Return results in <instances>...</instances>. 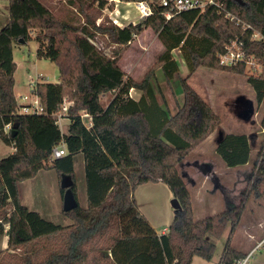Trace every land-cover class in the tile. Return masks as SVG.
I'll use <instances>...</instances> for the list:
<instances>
[{"label": "trees", "instance_id": "trees-1", "mask_svg": "<svg viewBox=\"0 0 264 264\" xmlns=\"http://www.w3.org/2000/svg\"><path fill=\"white\" fill-rule=\"evenodd\" d=\"M7 1V21L0 27V139L13 151L0 158V235L7 236L0 264H191L194 256L209 261L215 243L207 236L218 239L227 226L228 238L217 264H233L245 257L247 252L229 240L241 219L244 200L196 219L184 175L178 170V163L217 126L218 115L187 77H180L181 104L168 113L152 81L158 69L166 81L178 75L174 49H179L189 73L200 66L242 73L243 63L222 66L218 62L226 44L238 40L263 65L259 75L248 77L258 107L264 99V0L241 4L219 0L220 11L209 5L169 20L154 5L151 15L123 27L103 14L104 8L113 9V1L64 0L70 9L65 18L41 0ZM146 28L156 33L162 47L135 79L118 62L122 50ZM33 29L38 31L36 55L55 62L59 82H37L34 93L43 113L24 114L13 92L12 43L26 42ZM254 33L260 38L253 39ZM99 39L104 46L96 44ZM107 47L110 53L105 52ZM131 88L140 91L138 100L129 96ZM108 92L113 96L104 107L100 97ZM65 99L69 105L64 118L70 122L62 134L56 113ZM82 111L90 116V125L80 118ZM258 123L263 137L250 173L255 196L264 187V105ZM7 124L9 129L4 131ZM253 141L245 133L224 134L215 149L227 167H235L248 162ZM61 143L65 154L51 159L52 149ZM77 154L83 158L87 205L61 210L70 224L45 220L20 202L18 183L43 168H53L60 179L68 175L77 200L73 171ZM147 182L166 184L181 205L160 234L140 213L133 195L138 185ZM60 191L63 197L65 188ZM10 249L17 253L8 258Z\"/></svg>", "mask_w": 264, "mask_h": 264}, {"label": "rangeland", "instance_id": "rangeland-1", "mask_svg": "<svg viewBox=\"0 0 264 264\" xmlns=\"http://www.w3.org/2000/svg\"><path fill=\"white\" fill-rule=\"evenodd\" d=\"M41 1L58 17L65 18L66 13H70V9L67 8L64 0ZM146 1L152 5H157L159 0ZM7 5V0H0V27L7 21ZM124 7L123 5L115 7L114 4L111 11L113 15L116 9H120L121 13L124 10L135 12L133 6ZM107 11L109 9L104 8L103 14H107ZM117 18L119 22H122V25L129 22H125L123 18ZM137 18L136 15L134 20ZM100 20L101 17L96 22L98 23ZM37 32L35 29L30 30V38L26 42L14 40L12 43V55L16 63L13 74V92L18 104L21 103V97L27 96L30 98L31 93H34L37 82H59L58 67L55 62L47 57L36 55L39 47V43L35 39ZM96 44L104 46L100 39ZM160 47L161 44L156 33L151 28H147L122 50L118 65L125 71L124 73L127 76L136 79L154 62L157 53L161 50ZM105 52L110 53L109 47L105 48ZM173 57L178 61V75L174 79L166 81L162 71L158 69L152 81V87L159 103H164L170 112L175 111L181 104L180 79L187 77L191 87L209 103L214 113L219 117V123L213 131L178 163V170L185 175L183 177L190 194L194 216L196 219H200L223 210L226 207V199L233 206L243 199L244 208L241 219L235 226L229 240L232 245L240 249H248L250 246L246 244V239L251 233L262 234L264 238V229L262 231L258 227L264 225V187H260L259 194L255 196L253 194L254 190H252L254 177L250 175L257 147L263 137L258 119L264 105V99L258 107H255L254 91L248 82L249 75H259L263 65L256 60V64L245 66V71L242 73L212 70L200 66L194 72L189 73L179 49L173 50ZM112 96V92L101 96V104L105 105ZM246 99H250L254 103L253 114L248 120L241 117L243 110L246 108ZM67 104L65 99V105ZM61 120L59 128L66 132L70 120L68 118H62ZM229 133H245L253 137L252 152L245 164L227 167L216 152V143L224 134ZM10 152L11 147L0 139V158ZM47 163H50V161H47ZM205 163L211 166V171L204 174L202 169ZM73 169L77 202L79 206L86 207V186L81 155L77 154L74 157ZM213 175L217 177L219 186L214 179L206 178ZM203 181L206 182L205 185H202ZM62 186V179L58 177L53 168L40 169L33 177L18 183L20 202L28 209L36 211L45 220L61 226L68 225L71 223L70 219L61 214L63 197L60 189ZM160 186L161 184L147 183L137 186L133 192L140 213L158 234L167 229L174 215V210L170 204L173 197L172 193L167 185L163 184V188H160ZM202 198H204V201ZM229 230L230 227L227 226L218 239L208 235L207 239L215 243L212 258L207 261L199 256H194L191 264H216L227 241ZM6 247L7 236L5 234L0 235V252L5 253ZM11 253H17V251L8 250V258L9 255H16ZM263 259L264 243L259 250H255L248 257V264H254L257 260Z\"/></svg>", "mask_w": 264, "mask_h": 264}, {"label": "built area", "instance_id": "built-area-1", "mask_svg": "<svg viewBox=\"0 0 264 264\" xmlns=\"http://www.w3.org/2000/svg\"><path fill=\"white\" fill-rule=\"evenodd\" d=\"M113 1L115 2V7L120 5L123 6H133L136 9V13L138 17H143V16H149L153 13V6L151 3H149L146 0H141V1H119V0H109L108 2ZM120 4V5H119ZM215 6L218 11L221 10L222 4L219 2V0H159L156 6H159L162 8L161 14L165 18V20L171 19L174 15L187 11L190 9H199V10H204L206 6ZM127 10H124L123 12L125 13ZM120 12V9H116L114 11V15L112 11H107V14L112 18V21L120 26L122 24H118L116 21L117 17L123 18L124 19V13ZM226 16H230L229 13H227ZM247 28V26H244ZM253 39H259L260 36L258 33H254L252 36ZM256 59L252 54H247L241 47V43L238 40H232L225 46V50L223 53H221L218 57V62L222 66H231V65H236L239 63H243L246 67L247 65H254L256 64ZM130 94V92H129ZM68 104L65 105V101L63 102L61 106V110L56 113V116L58 118V121H60L62 118H64L67 106ZM19 112L21 113H35V114H41L43 113V106L39 100V98L35 95V93H31L30 98L27 96L21 97V103L19 104ZM80 118L86 122V124L90 125V116L82 111L80 114ZM9 129V124L5 125L3 130L7 131ZM66 152L65 146L61 143L57 146H55L52 149L51 152V159L52 158H58L64 155ZM165 231V229H164ZM233 264H248V255L245 257H241L239 259H236Z\"/></svg>", "mask_w": 264, "mask_h": 264}, {"label": "crops", "instance_id": "crops-1", "mask_svg": "<svg viewBox=\"0 0 264 264\" xmlns=\"http://www.w3.org/2000/svg\"><path fill=\"white\" fill-rule=\"evenodd\" d=\"M124 7V6H123ZM134 8V7H133ZM135 9V8H134ZM126 14L124 15V21L126 22V21H129V22H127V23H125V24H123V25H126V24H128V23H130V22H135L136 20H134L135 19V16L137 15V13H136V9H135V12H132V11H129V10H127L126 12H125ZM129 14V15H128ZM138 16V15H137ZM126 17V18H125ZM131 18V19H130ZM117 20H118V18H117ZM118 24H122V22H119L118 21ZM122 25V26H123ZM147 29V28H146ZM150 29V28H149ZM145 30V29H144ZM143 30V31H144ZM158 41H159V39H158ZM160 42V41H159ZM161 44V43H160ZM161 47H162V44H161ZM160 47V48H161ZM175 50V49H174ZM172 56H173V50H172ZM174 58V57H173ZM175 59V58H174ZM176 61H177V59H175ZM177 64H178V61H177ZM178 68H179V66H178ZM125 72V71H124ZM129 92H130V94H129V96L131 97V98H133V99H135V100H138L139 99V97H140V91H138L137 89H135V88H131L130 90H129ZM109 102V101H108ZM108 102L105 104V105H103L104 107L108 104ZM161 105L165 108H167V106L164 104V103H161ZM168 109V108H167ZM168 111H169V109H168ZM176 111V110H175ZM175 111H173V112H168V113H170V114H173ZM62 120H60L59 121V124H60V122H61ZM60 129V128H59ZM60 131H61V133L63 134V133H65V132H63L61 129H60ZM13 151V148L11 147V152ZM10 152V153H11ZM78 155H81V154H78ZM81 157H82V155H81ZM82 163H83V158H82ZM73 171H74V169H73ZM214 176L215 175H213L212 177H206V178H209L210 180H215V178H214ZM216 177V176H215ZM208 179V180H209ZM217 179V178H216ZM217 184H218V179H217ZM147 183H154V184H161V186H160V188H163V184L164 183H162V182H147ZM147 183H144V184H147ZM205 181H203L202 182V185H205ZM140 185H143V184H140ZM166 185V184H165ZM139 186V185H138ZM218 186H219V184H218ZM147 191V190H146ZM210 193H211V191H209ZM212 193H213V191H212ZM204 198H202V200H203ZM204 201V200H203ZM231 206H233V204L232 203H230L229 201H228V199H226V207L225 208H227V207H231ZM264 226V225H263ZM263 226H261V225H259L258 227H260L261 229H262V231H263V229H264V227ZM162 232H164V231H162ZM254 241V242H253ZM263 243H264V238H263V236H262V234H260V235H258V234H250L249 235V237L246 239V244H248L249 246H250V248H248V249H242V251H246L247 252V255H248V257L252 254V252L254 253V251L255 250H259L261 247H262V245H263ZM218 260H219V258H218ZM218 260H217V262H218ZM217 262H216V264H217ZM254 264H264V259L263 260H257Z\"/></svg>", "mask_w": 264, "mask_h": 264}, {"label": "water", "instance_id": "water-1", "mask_svg": "<svg viewBox=\"0 0 264 264\" xmlns=\"http://www.w3.org/2000/svg\"><path fill=\"white\" fill-rule=\"evenodd\" d=\"M119 1H123V0H119ZM233 1L240 3V4L242 3V0H233ZM19 41L22 42L21 40H19ZM245 102H246V108L243 110L241 117L244 120H248L252 116L254 108H253L252 100L246 99ZM15 127H16V125H14V127L12 129V133H11L12 135L15 134ZM210 171H211V166L209 164H206V163L203 164L202 172L205 174V173H208ZM214 181L216 182L217 179H215ZM72 183H73V181L68 175L63 176L62 185L65 188V191L63 194L62 210L65 212L74 209L78 205L77 200H76V198H75V196L71 190ZM170 204L174 210V213L181 210V205L178 202L177 198L172 197V199L170 200Z\"/></svg>", "mask_w": 264, "mask_h": 264}, {"label": "bare ground", "instance_id": "bare-ground-1", "mask_svg": "<svg viewBox=\"0 0 264 264\" xmlns=\"http://www.w3.org/2000/svg\"><path fill=\"white\" fill-rule=\"evenodd\" d=\"M126 18V17H125ZM116 21H117V23H118V20H117V18H116Z\"/></svg>", "mask_w": 264, "mask_h": 264}]
</instances>
